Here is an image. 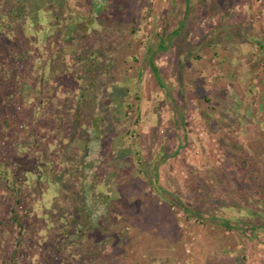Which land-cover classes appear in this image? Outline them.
<instances>
[{
    "label": "rangeland",
    "instance_id": "obj_1",
    "mask_svg": "<svg viewBox=\"0 0 264 264\" xmlns=\"http://www.w3.org/2000/svg\"><path fill=\"white\" fill-rule=\"evenodd\" d=\"M33 2L35 135L10 168L39 220L30 264H264V203L235 158L264 184V0ZM91 57L105 73L85 122Z\"/></svg>",
    "mask_w": 264,
    "mask_h": 264
},
{
    "label": "trees",
    "instance_id": "obj_2",
    "mask_svg": "<svg viewBox=\"0 0 264 264\" xmlns=\"http://www.w3.org/2000/svg\"><path fill=\"white\" fill-rule=\"evenodd\" d=\"M33 4V0H0V264H30L31 255L37 249L34 244L40 242L39 220L33 219L34 206L30 203L32 196L24 187V181L18 176L11 175L10 171L17 161L20 135L25 132L35 135V128L28 130L26 124L35 101L33 98H37L34 94L40 92L41 88L38 89L37 77L34 75L35 59L32 44L22 35L24 26L30 22L29 19L37 23V15L31 13ZM183 25L184 20L180 28ZM179 33L178 28L172 35ZM172 39L173 37L166 42L162 37L157 44L158 50H168ZM153 54L150 55V66L160 80ZM59 58L65 57L60 54ZM104 73L105 64L97 63L96 58L91 57L84 75L81 76L84 83L80 110L85 122H90L92 118L95 106L94 93L101 84L100 76ZM34 143H38L37 140ZM235 158L242 172L254 182V189L264 203V184L260 178L259 164L250 159L244 150L237 153ZM154 187L170 204L182 206L178 201H174V196L170 197L172 196L170 192L164 195L160 187ZM188 210L189 208H184V211ZM6 227H13L18 232L14 249L10 253L1 248L3 241L1 235ZM59 249L61 250V247Z\"/></svg>",
    "mask_w": 264,
    "mask_h": 264
}]
</instances>
